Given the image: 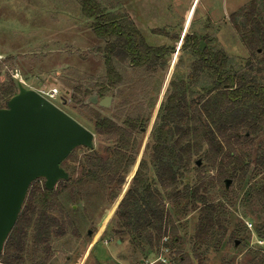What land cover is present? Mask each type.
<instances>
[{
  "label": "rangeland",
  "instance_id": "rangeland-1",
  "mask_svg": "<svg viewBox=\"0 0 264 264\" xmlns=\"http://www.w3.org/2000/svg\"><path fill=\"white\" fill-rule=\"evenodd\" d=\"M251 1L97 0L105 12H111L122 22L137 28L147 45L165 46L172 51L152 68H133L125 55L119 52L112 63L121 80L110 94L113 96L111 103L107 107L91 104L86 109L75 103L81 96L73 93V88L88 89L94 94L98 85L106 81L107 72L104 66L105 42L92 32L91 20L81 15L79 0H0V84L11 77L38 92L55 88L65 100L73 94L70 102H61L59 98L54 103L94 134L93 147L75 148L61 164L63 168L76 167L80 158L92 150L101 153L107 146L114 145L95 132L89 119V109L112 118L120 125L128 116L136 115L145 123L142 131H132L138 144L134 163L112 202H108L96 184L87 180L59 195L63 209H55L52 213L59 219L64 216L70 223L66 224L64 235L51 239V256L46 264H131L125 257L129 241L117 242L111 232L112 218L131 185L138 163L142 159L149 163L151 131L170 92V84L186 81L187 104L197 102L205 91L215 87L209 72L201 71L194 75L193 64L197 57L190 47L184 46L185 36L195 35L204 43L200 47L211 52L223 50L227 54V71L248 74L264 84V63H258L263 57L261 50L254 54L248 49L230 19L232 13L247 7ZM254 1L260 18L264 20V0ZM235 22L239 24L240 17L237 16ZM177 47H180L178 51ZM0 103L4 105L3 101ZM259 142L264 143V128L255 138L254 143ZM252 159L255 160V156ZM193 160L197 161L198 157ZM200 161L198 166L203 164ZM259 165L252 161L244 179H231L228 188L220 184L210 189L208 200L224 204L228 221L227 233L219 248L211 245L194 254L192 235L199 204L185 199L175 206L164 200L181 239L172 249L161 247L154 253H149L147 247H138L139 260H163L156 264H249L255 250L264 253V240L257 236L258 230H264V208L252 209L246 201L251 188L264 184V170L261 169L264 157ZM194 168L190 169L189 179L178 180L179 192L195 184L197 171ZM207 173L213 174V171ZM72 175L76 178L77 173L72 172ZM147 175L152 177L150 165ZM38 180L39 185L44 183L42 178ZM63 182H57L53 190L62 188ZM234 231L237 237L230 239ZM182 255L187 259L174 263V258ZM31 263L30 256L26 255L25 264Z\"/></svg>",
  "mask_w": 264,
  "mask_h": 264
},
{
  "label": "trees",
  "instance_id": "trees-1",
  "mask_svg": "<svg viewBox=\"0 0 264 264\" xmlns=\"http://www.w3.org/2000/svg\"><path fill=\"white\" fill-rule=\"evenodd\" d=\"M79 4L81 15L91 20L94 35L105 42L106 81L98 85L94 93L99 98L110 95L121 80L112 63L119 52L133 68H152L172 51L165 46L147 45L137 28L122 22L111 12H105L97 0H79ZM256 12L257 4L253 0L247 7L232 13L230 19L245 46L254 54L261 50L263 57L258 63H264V20ZM237 16L241 20L239 24L235 22ZM184 39V46L190 47L197 57L193 64L194 75L209 72L215 87L205 91L197 102L187 104L186 81L170 84V92L151 131L149 163L144 159L138 163L131 185L119 204L118 200L114 203L115 208L118 206L112 218L111 232L117 240L129 241L125 257L131 264L140 262L138 247H147L149 253H154L161 247L170 250L180 241L177 226L164 200L175 206L185 199L199 204L192 235L194 254L211 245L219 248L226 236L228 221L224 204L208 200L210 189L224 184L226 179L243 180L249 164L254 161L261 166L264 157V143H254L264 128V84L248 74L227 71V54L223 50L211 52L201 48L195 35ZM179 49L177 47V51ZM16 92L17 81L13 78L0 84V102H4V105L0 103V108ZM73 93L81 96L75 100L76 104L86 109L91 105L85 103L92 95L90 90L77 87L73 88ZM89 112L95 132L114 145L107 146L101 153L89 151L76 167L65 166L69 178L57 191L45 189L38 179L30 184L17 220L4 242L0 264H25L26 255L30 256L31 264L47 263L51 256V239L64 235L66 224L70 223L64 216L59 219L52 213L55 209H63L58 199L61 193L71 191L87 180L96 184L108 202L118 196L138 146L132 131H142L145 123L136 115L128 116L120 125L110 117L100 116L96 110L89 109ZM254 156L255 160L252 159ZM194 157L202 160V166L196 164ZM149 165L152 177L147 175ZM192 167L197 171L195 184L187 186L181 193L178 180L189 179ZM261 169L264 170V166ZM209 171L213 174H208ZM72 172L77 173L76 178ZM246 201L252 209L264 208V184L251 188ZM257 236L264 240V230H258ZM235 237L237 232L234 231L230 239ZM185 259L184 255L175 257L174 263ZM249 262L264 264L262 250H255Z\"/></svg>",
  "mask_w": 264,
  "mask_h": 264
},
{
  "label": "water",
  "instance_id": "water-1",
  "mask_svg": "<svg viewBox=\"0 0 264 264\" xmlns=\"http://www.w3.org/2000/svg\"><path fill=\"white\" fill-rule=\"evenodd\" d=\"M111 100L110 95L98 99L92 94L85 103L107 107ZM93 137L92 131L17 80V92L0 108V254L30 184L42 178L45 189L53 190L57 182L67 181L61 164L75 148L91 149ZM230 182L224 181L226 188Z\"/></svg>",
  "mask_w": 264,
  "mask_h": 264
},
{
  "label": "built area",
  "instance_id": "built-area-1",
  "mask_svg": "<svg viewBox=\"0 0 264 264\" xmlns=\"http://www.w3.org/2000/svg\"><path fill=\"white\" fill-rule=\"evenodd\" d=\"M39 93L42 96H44L47 100H49L50 102H52L53 104H55L54 101H56V100L59 99V97H58V95H59L58 90L55 89V88L50 89V90H48L46 92L39 91ZM55 105L57 106V104H55ZM163 240H165V238ZM158 261H163V260L160 259V258H156V259H153V260H151V259H144V260H141L140 261V264H156V263H158ZM117 264H120V263H117Z\"/></svg>",
  "mask_w": 264,
  "mask_h": 264
},
{
  "label": "flooded vegetation",
  "instance_id": "flooded-vegetation-1",
  "mask_svg": "<svg viewBox=\"0 0 264 264\" xmlns=\"http://www.w3.org/2000/svg\"><path fill=\"white\" fill-rule=\"evenodd\" d=\"M200 42V41H199ZM199 46H201L200 45V43H199ZM106 96H109V95H106ZM111 96V95H110ZM58 97L60 98V100H61V102H70L71 101V99H72V97H73V94H72V96H71V98H68L67 100H65L62 96H59L58 95ZM113 97V96H112ZM98 99H101V98H99L98 97ZM111 103V102H110ZM98 105V104H97ZM60 108V107H59ZM90 233V231L88 232V234Z\"/></svg>",
  "mask_w": 264,
  "mask_h": 264
},
{
  "label": "crops",
  "instance_id": "crops-1",
  "mask_svg": "<svg viewBox=\"0 0 264 264\" xmlns=\"http://www.w3.org/2000/svg\"><path fill=\"white\" fill-rule=\"evenodd\" d=\"M195 2V1H194ZM197 6V5H196ZM196 6L194 7V9L196 8ZM191 8V7H190ZM192 10V9H191ZM191 12V11H190ZM190 12L188 14H190Z\"/></svg>",
  "mask_w": 264,
  "mask_h": 264
},
{
  "label": "bare ground",
  "instance_id": "bare-ground-1",
  "mask_svg": "<svg viewBox=\"0 0 264 264\" xmlns=\"http://www.w3.org/2000/svg\"><path fill=\"white\" fill-rule=\"evenodd\" d=\"M17 77V76H16Z\"/></svg>",
  "mask_w": 264,
  "mask_h": 264
}]
</instances>
